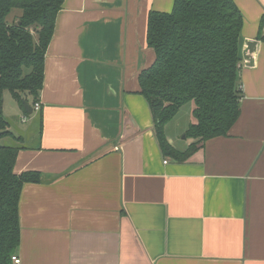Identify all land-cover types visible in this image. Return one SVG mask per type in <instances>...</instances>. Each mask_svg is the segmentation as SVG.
<instances>
[{
	"label": "crops",
	"instance_id": "obj_1",
	"mask_svg": "<svg viewBox=\"0 0 264 264\" xmlns=\"http://www.w3.org/2000/svg\"><path fill=\"white\" fill-rule=\"evenodd\" d=\"M232 1L239 115L184 161L163 156L138 82L154 59L148 13L173 0L63 1L40 110L5 136L14 173L40 175L18 201L21 264H264V0Z\"/></svg>",
	"mask_w": 264,
	"mask_h": 264
},
{
	"label": "trees",
	"instance_id": "obj_2",
	"mask_svg": "<svg viewBox=\"0 0 264 264\" xmlns=\"http://www.w3.org/2000/svg\"><path fill=\"white\" fill-rule=\"evenodd\" d=\"M63 1L0 0V103L4 91L25 112L28 98L37 102ZM241 27L242 14L232 0H173L169 12L148 13L146 43L154 59L138 75L139 93L164 157L184 161L207 139L226 135L238 118ZM187 102L194 104V122L185 134L192 142L180 151L166 140L164 127ZM8 126L0 109V138L13 136ZM17 151L15 144L0 146V264H12L19 245L21 187L40 180L38 172L14 173Z\"/></svg>",
	"mask_w": 264,
	"mask_h": 264
},
{
	"label": "rangeland",
	"instance_id": "obj_3",
	"mask_svg": "<svg viewBox=\"0 0 264 264\" xmlns=\"http://www.w3.org/2000/svg\"><path fill=\"white\" fill-rule=\"evenodd\" d=\"M13 11L20 12L19 10L15 9ZM12 16L10 17L11 20ZM31 103V98H28V100ZM190 103L185 104V106L182 107L181 112L177 117L173 120V126L169 130L168 137L169 139L175 144V146H179L180 148H186L192 139L190 137H187L186 130L188 127H180V122L185 123L186 126L188 125V121L191 118V114L188 112V106ZM0 109L3 113V116L9 123V129L14 133H19V129L21 130L23 127H27L30 120L35 117V114L26 113L16 102V100L11 96V94L8 91H4L1 97V103H0ZM185 112V115H184ZM165 134V133H164ZM166 140H168V137L166 136ZM171 143V142H170ZM6 144H14V139L10 137H5L3 139H0V146L6 145Z\"/></svg>",
	"mask_w": 264,
	"mask_h": 264
},
{
	"label": "built area",
	"instance_id": "obj_4",
	"mask_svg": "<svg viewBox=\"0 0 264 264\" xmlns=\"http://www.w3.org/2000/svg\"><path fill=\"white\" fill-rule=\"evenodd\" d=\"M32 109L34 111L40 110V104L38 101L32 105ZM164 162H166V161H164ZM11 260H12V264H21L20 258L16 254L12 255Z\"/></svg>",
	"mask_w": 264,
	"mask_h": 264
},
{
	"label": "water",
	"instance_id": "obj_5",
	"mask_svg": "<svg viewBox=\"0 0 264 264\" xmlns=\"http://www.w3.org/2000/svg\"><path fill=\"white\" fill-rule=\"evenodd\" d=\"M24 107H25L26 113L28 114L32 113V106L29 103L24 102Z\"/></svg>",
	"mask_w": 264,
	"mask_h": 264
}]
</instances>
